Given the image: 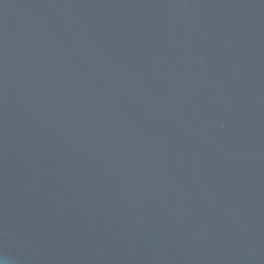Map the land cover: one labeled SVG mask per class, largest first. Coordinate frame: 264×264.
Instances as JSON below:
<instances>
[{
	"label": "water",
	"instance_id": "water-1",
	"mask_svg": "<svg viewBox=\"0 0 264 264\" xmlns=\"http://www.w3.org/2000/svg\"><path fill=\"white\" fill-rule=\"evenodd\" d=\"M0 264H264V0H0Z\"/></svg>",
	"mask_w": 264,
	"mask_h": 264
}]
</instances>
